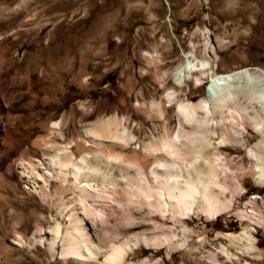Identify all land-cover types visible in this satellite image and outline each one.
I'll return each instance as SVG.
<instances>
[{
  "label": "rangeland",
  "instance_id": "1",
  "mask_svg": "<svg viewBox=\"0 0 264 264\" xmlns=\"http://www.w3.org/2000/svg\"><path fill=\"white\" fill-rule=\"evenodd\" d=\"M185 52L208 59L210 72L264 68V0H0V89L3 79L10 81V97L15 95L24 110L18 111L19 134L0 126V264H64L61 241L51 251L47 238L54 221L64 231L74 215L101 240L104 251L110 242L139 239L124 264H264V257L228 242V236L252 229L264 252V227L241 216L253 209L264 214V185L253 177L254 162L246 149L259 140L251 129L245 133L246 146L228 141L220 125L212 135L210 149L221 152L218 185L233 203L213 220L198 205L175 216L148 204L157 197L138 199L130 188V179L137 180L136 167L128 162L116 161L110 179L86 181L84 170L76 177L70 172L77 166H51L45 155L56 144L80 163L84 155L104 158V149L145 161L147 181L155 183L150 172L156 164L144 141L160 132L154 128L165 119L171 132L180 123L167 92L176 100L198 102L209 88L210 73L201 76L200 85L197 74L182 87L176 85L171 71ZM27 76L49 83L64 76V81L57 94L48 95L42 85L28 88ZM20 86L25 92L12 93ZM28 100L35 101L33 107ZM158 100L167 108L164 118L151 116ZM114 115L125 120L136 139L126 147L111 139L94 143L86 129ZM22 163L33 168L24 171ZM164 232L176 234L173 240L187 235L188 242L156 247L141 241L144 234ZM38 237L43 242L32 246ZM212 254L220 263L211 260ZM68 260L102 264V256Z\"/></svg>",
  "mask_w": 264,
  "mask_h": 264
},
{
  "label": "bare ground",
  "instance_id": "2",
  "mask_svg": "<svg viewBox=\"0 0 264 264\" xmlns=\"http://www.w3.org/2000/svg\"><path fill=\"white\" fill-rule=\"evenodd\" d=\"M203 33L206 35L205 32ZM208 38L206 45L209 47L210 41ZM211 68L212 63L208 59H199L193 52H185L183 61L171 71V75L179 87H182L196 74L198 75L196 81L200 85L201 76L210 73V83L205 96L198 102L176 100L173 99V92H167L168 102H176L178 116L180 117L178 129L171 132L165 119L160 127L156 126L154 128V131L160 130L158 134L153 132L148 139L143 140L147 156H150V159L153 158V162L156 164V167L150 172L155 176V183L147 181L149 175L147 174L148 167L146 168L145 161L142 162V160L134 158V160L129 161L123 154H111L103 151L104 149L100 151L104 158L99 156L93 159L89 155H84L82 161L76 163L73 156L67 152V147L55 144L45 149L49 164L51 166L59 165L60 168L77 166V170L73 172L75 170L73 169L70 173L78 177V171L84 170V173L82 172L83 180L95 181L99 178L103 180L110 179L112 177L110 172L113 169L110 167L116 161L128 162L129 165L136 167L137 180L130 179V182H132L130 188L138 199L149 201L152 197H157L155 202L149 201L148 204L160 212L172 211L175 216L187 215L198 205L199 209L211 217L212 220L218 218L230 210L233 203L231 199L225 197L226 189L220 187L217 181L220 170L216 164L222 162L220 161L221 152H219L218 147L210 149L213 142L212 137L217 133L216 126H221L228 137V141H237V143H242L243 146H246L245 133L249 129L259 137L256 144L246 149L249 157L254 162L253 177L256 178L259 184L264 185V68L241 67L231 71L222 69L210 72ZM26 79L28 88L33 86L38 89L37 86L42 85L41 88L48 95H53L58 92L61 81H64V76L50 83L44 81V79L35 80L33 76H27ZM9 83L10 81L7 82L4 79L1 82L0 126L11 129L13 134H19L17 120H20L21 113H18V111L24 110L23 106L19 105L18 98L14 97L15 95L13 96L14 99L10 97ZM19 88H15L12 93H22L20 91L21 86ZM36 93L33 95L35 100L38 98ZM28 101V107H33L35 101ZM158 101L152 103L154 114L151 116L156 115L157 118H164L167 108H165L162 100ZM54 125L57 126L58 123H54ZM86 134L98 145L103 144L106 139H111L117 141L118 145L126 147L136 139L126 126L125 120L115 115L100 118L90 128L86 129ZM225 143L224 140L222 145ZM15 150L18 151L17 148ZM10 153L16 154L17 152L12 151ZM26 164L22 163L24 171H26L25 168H33L32 164H30L31 166ZM161 166L163 167L162 170L159 169ZM241 216L255 222L259 227H264V214L255 209L250 213L241 211ZM54 222L53 234L47 238L49 241L48 247L51 251H54L58 242L61 241L62 255L65 257L64 264L73 262L68 260L69 256L82 257L88 260H98L102 256V264H124L133 246L139 243V239L132 240L131 238L120 242L109 241V249L104 251L102 250L104 248L101 245V240H95L89 234L79 216H72L70 225L64 231L60 222ZM253 231L247 229L238 237L228 236V242L244 253L263 258L264 252L258 246ZM175 237L176 234L172 232H164L149 237L144 234L141 241L156 247L166 243H170L174 247H181L188 242L187 235L173 240ZM37 242H43V238H35L31 245L34 246ZM227 255L228 258L233 256L232 253L228 252ZM211 260L214 263H220L216 254L211 255ZM81 264L88 263L84 260Z\"/></svg>",
  "mask_w": 264,
  "mask_h": 264
}]
</instances>
